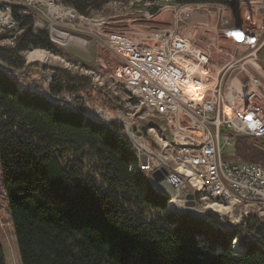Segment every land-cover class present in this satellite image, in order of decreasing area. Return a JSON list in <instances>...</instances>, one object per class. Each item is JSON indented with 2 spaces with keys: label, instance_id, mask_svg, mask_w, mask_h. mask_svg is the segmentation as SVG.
Listing matches in <instances>:
<instances>
[{
  "label": "trees",
  "instance_id": "1",
  "mask_svg": "<svg viewBox=\"0 0 264 264\" xmlns=\"http://www.w3.org/2000/svg\"><path fill=\"white\" fill-rule=\"evenodd\" d=\"M60 1L86 16L111 0ZM12 15L19 31L12 44H0V61L13 70L0 65V165L21 264H264L258 218L226 228L213 211L166 206L168 197L138 169L121 123L95 118L84 101L87 76L57 67L44 86L18 74L23 51L56 47L47 30H32L30 14L13 5ZM64 92L73 106L58 97ZM98 98L117 107L109 96ZM234 158L264 164V146L238 135Z\"/></svg>",
  "mask_w": 264,
  "mask_h": 264
},
{
  "label": "built area",
  "instance_id": "2",
  "mask_svg": "<svg viewBox=\"0 0 264 264\" xmlns=\"http://www.w3.org/2000/svg\"><path fill=\"white\" fill-rule=\"evenodd\" d=\"M163 1L164 7L175 10L171 25L104 34L106 47L122 60L113 78L125 92L121 101L127 106V115L118 111L113 117L104 109L98 113L121 123L138 169L153 188L160 182L172 186L168 208L200 216L213 211L226 228L242 227L251 216L264 225V164L226 153L238 135L264 139V82L256 72L264 51V0H229L228 5ZM42 4L57 23L74 27L87 20L60 0H0V23L17 25L12 15V6L17 5L19 12L30 14L33 31L46 29L56 42L71 39L69 32L54 25L56 22L45 27L36 17ZM208 4L215 5L221 26L225 25V11L234 6L254 13L253 24L217 35L232 43L220 46L218 51L225 60L216 68L210 46L199 45L190 33L179 31L195 9L207 11ZM190 25L192 29L203 27L206 33L205 26ZM56 30L66 36L58 38ZM69 95L64 92L58 97L69 101ZM131 100L135 104L130 105ZM157 171L162 174L159 181L153 177ZM187 200L193 204H186ZM240 241L239 237L233 240L235 250L242 247Z\"/></svg>",
  "mask_w": 264,
  "mask_h": 264
},
{
  "label": "rangeland",
  "instance_id": "3",
  "mask_svg": "<svg viewBox=\"0 0 264 264\" xmlns=\"http://www.w3.org/2000/svg\"><path fill=\"white\" fill-rule=\"evenodd\" d=\"M174 2H176L174 0ZM163 0H111L106 2L101 8L92 11L86 15L87 20L81 21L79 25L71 27L57 23L58 19L44 6L39 5L36 17L43 21L47 27L50 22H56L55 26L69 32L71 39H65L63 42L53 41L56 51L35 47L31 51H23L22 56L25 60L24 70L18 74H27L31 80L37 81L40 78L45 83L50 80L54 68H65L72 73L83 74L88 78L90 91L85 92L83 99L90 107L95 118H103V114L98 113L99 109L109 111L114 116L118 111H123L127 115V106L121 101L126 98L125 92L120 85L114 81L115 71L122 64V60L104 43V34L112 31L133 32L137 29L148 28L149 26L171 25L175 18L174 8L164 7ZM207 11L195 9V16L187 19L179 28L180 32L190 33L199 45L210 46L215 56V66L224 62L223 57L218 51L224 44L230 46L232 42H224L217 35L222 32H231L235 28H242L247 24H253L254 13L242 6H234L225 11V25H220V15L216 12L215 5L208 4ZM56 20V21H55ZM199 23L201 26L210 28L206 33L202 32L203 27L192 29L190 24ZM215 25L212 26L211 24ZM46 30V29H45ZM18 32L17 25H4L0 23V36L6 34V37L0 38V44H12L13 40L10 34ZM71 37V36H69ZM68 37V38H69ZM44 49L45 51L41 50ZM37 59V60H28ZM259 68L264 70V51L258 57ZM256 70V72H257ZM20 74V75H21ZM264 82V73L258 74ZM98 77L96 80L95 77ZM102 81L100 84L99 82ZM116 89V90H115ZM117 94H115V91ZM99 96H109L117 107L113 105H102ZM70 100L65 101L73 106L72 96ZM121 104L123 107H121ZM135 104L131 100L130 105ZM104 119V118H103ZM264 146V139L259 140ZM227 155H234V147L226 151ZM0 245L3 250V256L6 264H21L15 233L13 230L7 194L3 186V175L0 165Z\"/></svg>",
  "mask_w": 264,
  "mask_h": 264
},
{
  "label": "water",
  "instance_id": "4",
  "mask_svg": "<svg viewBox=\"0 0 264 264\" xmlns=\"http://www.w3.org/2000/svg\"><path fill=\"white\" fill-rule=\"evenodd\" d=\"M0 65L1 66H3L6 70H8V71H13L11 68H9V67H6L5 66V64H3L1 61H0ZM25 68H23L22 70H20V71H18V72H21V71H23ZM48 96H50V94L48 93ZM94 112V111H93ZM95 113V112H94ZM96 114V113H95ZM153 177H154V179L156 180V181H159L161 178H162V174L159 172V171H157V172H154L153 173ZM176 180L175 179H173L172 180V183H173V185H175L176 184ZM154 189L157 191V192H159V193H161V194H163V195H165V196H167V197H170V196H172L173 195V189H172V186L171 185H169V184H167V183H164V182H160V183H158L155 187H154ZM187 197L188 198H191V194H187ZM186 204H188V205H191V204H193V202L191 201V200H187L186 201ZM241 242V241H240Z\"/></svg>",
  "mask_w": 264,
  "mask_h": 264
},
{
  "label": "crops",
  "instance_id": "5",
  "mask_svg": "<svg viewBox=\"0 0 264 264\" xmlns=\"http://www.w3.org/2000/svg\"><path fill=\"white\" fill-rule=\"evenodd\" d=\"M195 13H196V12L192 13L191 16H195V15H196ZM191 16H190V17H191ZM196 16H197V15H196ZM196 16H195V17H196ZM196 18H197V17H196ZM211 25L215 27L214 23L211 24ZM206 30H210V28H207ZM205 32H207V31H205ZM257 73L261 75V73H264V70L260 67L259 70H257Z\"/></svg>",
  "mask_w": 264,
  "mask_h": 264
},
{
  "label": "bare ground",
  "instance_id": "6",
  "mask_svg": "<svg viewBox=\"0 0 264 264\" xmlns=\"http://www.w3.org/2000/svg\"><path fill=\"white\" fill-rule=\"evenodd\" d=\"M56 34L59 35L58 38H62L63 36H66V33H60V31H58V30H56ZM68 37H69V36H67V38H68ZM69 38H70V37H69ZM194 95H195V96H199L200 93H199V92H195Z\"/></svg>",
  "mask_w": 264,
  "mask_h": 264
}]
</instances>
